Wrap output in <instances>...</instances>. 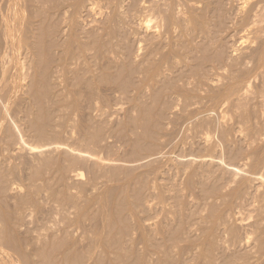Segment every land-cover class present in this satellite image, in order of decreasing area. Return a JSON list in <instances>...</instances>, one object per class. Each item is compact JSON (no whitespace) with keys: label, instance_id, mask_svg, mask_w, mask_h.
Wrapping results in <instances>:
<instances>
[{"label":"rangeland","instance_id":"374dc122","mask_svg":"<svg viewBox=\"0 0 264 264\" xmlns=\"http://www.w3.org/2000/svg\"><path fill=\"white\" fill-rule=\"evenodd\" d=\"M154 1L0 0V264H264V31Z\"/></svg>","mask_w":264,"mask_h":264},{"label":"bare ground","instance_id":"6f19581e","mask_svg":"<svg viewBox=\"0 0 264 264\" xmlns=\"http://www.w3.org/2000/svg\"><path fill=\"white\" fill-rule=\"evenodd\" d=\"M41 1V0H40ZM152 1H154V0H152ZM157 1V0H156ZM159 2H160V0H158ZM157 1V2H158ZM184 1V3L186 2V1H188V2H190L189 0H183ZM193 0H191V3L192 4H194V5H197V4H199V3H201L199 0H194V2H192ZM203 1V0H202ZM219 1H221L222 2V0H219ZM224 1H229V0H223V2ZM230 1H232V5H234L233 3H238V4H240V6L237 8V13L234 15V13H233V15H234V17H232V16H230V15H228L229 17H231V18H233V20H244V23H245V29L247 30V31H249V34H250V32H251V34L252 33H255V34H259V33H262L263 31H264V0H252V2H250V0H248L247 2H242V4L241 3H239L240 1H242V0H230ZM21 2V1H20ZM19 2V3H20ZM43 2V1H42ZM75 2V1H74ZM79 2V1H78ZM151 2V1H150ZM155 2V1H154ZM153 2V3H154ZM154 3L155 5H153V3H150L149 5L150 6H145V9H147L153 16H155L157 19H160V20H163V21H166V22H168V24L169 23H171V27H169L168 29H169V32L171 33V31H173V30H170L171 28L172 29H175L176 30V28L178 29V27L180 28L181 26V24L183 23V22H181V24H179V26H177L176 27V25H177V23L181 20H186L187 22H188V20H190L191 22H192V16H191V14L189 15L188 14V11H187V9H189L190 7H191V5H189L187 2L185 3V4H182V3H180L181 2V0H162V3H161V5L160 4H158V3ZM197 4H196V3ZM68 3V2H67ZM91 3H93V2H91ZM90 3V4H91ZM106 7H107V9H109V17H107L108 16V14H106V17L108 18V20H113L114 18H116V17H120V15L121 14H123V13H121L120 12V7H121V5L122 4H125V5H127V4H130L131 5V3H132V5H133V0H106ZM179 3V4H178ZM41 4V3H40ZM95 5H97V3H94ZM93 4V5H94ZM157 4V5H156ZM203 4V3H202ZM210 4V3H209ZM215 4V3H214ZM237 4V5H238ZM59 5H61V3L59 4ZM64 5V4H63ZM92 5V4H91ZM92 5V6H93ZM152 5V6H151ZM203 5H207V3L206 4H203ZM231 5V6H232ZM67 6V5H66ZM87 7L89 10H93L92 8L93 7ZM185 6L187 7V8H185ZM193 6V5H192ZM83 7V6H82ZM81 7V8H82ZM124 7V6H123ZM128 7V6H127ZM131 7V6H130ZM194 7V6H193ZM208 7V6H207ZM234 7V6H233ZM61 8V7H60ZM175 8L177 9V10H175ZM182 8H184V9H186V11H187V14L186 13H182V12H184L185 10H183ZM195 8V7H194ZM213 8V7H212ZM220 8V7H219ZM5 9V8H4ZM58 9V8H57ZM63 9H64V7H63ZM67 8H65V10H66ZM94 9H95V6H94ZM122 9V8H121ZM123 9H125V8H123ZM203 9V8H202ZM206 9V8H205ZM64 10V11H65ZM175 10V11H174ZM191 10H194L193 8L191 9L190 8V11ZM198 10V9H197ZM229 10V9H228ZM236 10V9H235ZM88 11V10H87ZM122 11V10H121ZM173 11H174V13H173ZM178 11V12H177ZM180 11H182L181 13H179ZM199 11H201V10H199ZM93 12H94V10H93ZM122 12H124V11H122ZM126 12V11H125ZM131 12H132V9L130 8V9H127V12L125 13V17H129L128 15L129 14H131ZM176 12L178 13V14H180V18H178L179 19V21H177L178 19H177V17H178V15H174V14H176ZM214 12V11H213ZM8 13V12H7ZM61 13H62V15H61ZM66 13V12H65ZM189 13H195L194 11L193 12H189ZM66 14H68V11H67V13ZM182 14V15H181ZM223 14V13H222ZM59 15H61V16H64L63 15V12H60V14ZM187 15L189 16V17H187ZM194 15V14H193ZM202 15H204V14H202ZM214 15V14H213ZM232 15V14H231ZM124 16V15H123ZM131 17H133L132 15H130ZM190 16H191V19H190ZM226 16V15H225ZM227 16V17H228ZM57 17H59V16H57ZM66 17V19L68 18L67 16H64V18ZM105 17V16H104ZM106 17L104 18V20L106 21ZM130 17V18H131ZM199 17H201V16H199ZM227 17H225V18H227ZM229 17H228V19H229ZM121 18H122V16H121ZM121 18H120V20H121ZM129 18V19H130ZM195 18V17H194ZM224 18V19H225ZM15 19V18H14ZM124 20L125 19H127V18H123ZM131 19H133V18H131ZM196 19V18H195ZM197 19H199V18H197ZM201 19V18H200ZM211 19V18H210ZM103 20V21H104ZM116 20H118V19H116ZM134 20V19H133ZM173 20H174V22H177V23H175L176 25L174 26V22H173ZM194 20V19H193ZM229 20H231V19H229ZM14 21V20H13ZM113 21H115V19L113 20ZM112 21V22H113ZM195 21V20H194ZM193 21V22H194ZM199 21V20H198ZM7 22H9V21H7ZM148 22H150V21H148ZM187 22H184V24L185 23H187ZM193 22L191 23V25H193ZM196 22V21H195ZM106 23V22H105ZM108 23H110L111 24V22H108ZM189 23V22H188ZM187 23V24H188ZM243 23V21L241 22V24ZM244 23L242 24V26H243V28H244ZM7 24V23H6ZM9 24H11L10 22H9ZM8 24V25H9ZM117 24V23H116ZM208 24V23H207ZM2 25V24H1ZM4 25H5V22H4ZM106 25V24H105ZM143 25V24H142ZM165 25V24H164ZM183 25V24H182ZM219 25V24H218ZM225 25V24H224ZM11 26H13V25H11ZM185 26H186V24H185ZM190 26V25H189ZM195 26V25H194ZM199 26V25H198ZM206 26V25H205ZM241 26V27H242ZM9 28V26H6V28ZM109 27V26H108ZM142 27V30H143V32L144 33H149V37H148V35H147V41H149V45H151V47H155V48H157L156 50H158V46H162V41L164 42H166V34H170L167 30H165L166 32H168V33H166L165 31V33L163 34L162 32L161 33H159V34H161V35H159L157 32V34L158 35H156V34H151L150 32H151V29H150V27H149V25H143V26H141ZM162 27H163V25H162ZM166 27H168V26H166ZM175 27V28H174ZM183 27V26H182ZM188 27V26H187ZM200 27V26H199ZM5 28V27H4ZM22 28V27H21ZM113 28V27H112ZM158 28V27H157ZM156 28V29H157ZM183 28H186V27H183ZM191 28V27H190ZM189 27L186 29V31L188 30V29H190ZM193 28V27H192ZM203 28V27H202ZM209 28H211V27H209ZM3 29V28H2ZM2 29H0V30H2ZM161 29V28H160ZM181 29V28H180ZM196 29V28H195ZM206 28H204V30H205ZM214 29V28H213ZM8 31H13L14 32V30H13V28H11V30H9V29H7ZM6 29H5V32L4 33H8V32H6L7 31ZM17 30V29H16ZM174 30V33L176 32ZM184 30V29H183ZM182 30V31H183ZM194 30V29H193ZM203 30V29H202ZM208 30V29H207ZM206 30V31H207ZM3 31V30H2ZM57 31V30H56ZM102 31V30H101ZM157 31V30H156ZM181 31V30H180ZM179 31V29H178V32L180 33V34H183L182 32H180ZM205 31V33L207 34V32ZM16 32V31H15ZM204 32V31H203ZM215 32V31H214ZM214 32H212V33H214ZM11 33V32H10ZM10 33H8V34H10ZM173 33V32H172ZM177 33V32H176ZM176 33L174 34L175 36H176ZM204 33V34H205ZM15 34V33H14ZM13 34V35H14ZM178 34V33H177ZM18 35V34H17ZM64 35V34H63ZM171 35V34H170ZM170 35H167V36H169L170 37ZM173 35V34H172ZM173 35V36H174ZM5 36L7 37V34H5ZM10 36H11V34H10ZM60 36H62V35H60ZM163 36H164V38H163ZM210 36H211V33H210ZM247 36V35H246ZM259 36V35H258ZM1 37H3V36H1ZM6 37H5V41H6ZM12 37V36H11ZM9 38V39H12V38ZM59 37V36H58ZM248 37V36H247ZM254 37V36H253ZM257 37V36H256ZM15 38H17V37H15ZM172 38V37H171ZM176 38V37H175ZM178 38V37H177ZM199 38V37H198ZM260 38V37H259ZM3 39V38H2ZM13 39H14V36H13ZM167 39H170V38H168L167 37ZM173 39H174V37H173ZM247 39V38H246ZM255 39V38H254ZM258 39V38H257ZM263 39V38H262ZM7 40H8V38H7ZM15 40V39H14ZM98 40V39H97ZM250 40V39H249ZM256 40V39H255ZM13 41V40H12ZM59 41V40H58ZM66 41H68L67 39H66ZM65 41V42H66ZM146 41V42H147ZM170 40H168L167 42H169ZM181 41V40H180ZM264 41V40H263ZM3 42V44H5V42H4V40L2 41ZM2 42L0 43V44H2ZM15 42V41H14ZM61 42V41H60ZM82 42V41H81ZM164 42V43H165ZM166 42V43H167ZM172 42V41H171ZM244 42V41H243ZM259 42V41H258ZM6 43H7V41H6ZM8 43H11L9 40H8ZM8 43H7V45H4L5 47H7L8 46ZM37 43V42H36ZM54 43V42H53ZM52 43V44H53ZM64 43V42H63ZM164 43H163V45H164ZM173 43V42H172ZM13 45H14V43H12ZM16 44V43H15ZM22 44V43H21ZM57 44V43H56ZM59 44V43H58ZM61 44V43H60ZM96 44V43H95ZM103 44V43H102ZM210 44V43H209ZM243 44V43H242ZM262 44H264V42L262 43ZM261 44V45H262ZM11 45V44H10ZM71 45V44H70ZM168 45V44H167ZM171 45V44H170ZM182 45V44H181ZM1 46V45H0ZM18 46H19V44H18ZM37 46H39V45H37ZM64 46V45H63ZM73 46V45H72ZM81 46V45H80ZM85 46V45H84ZM104 46V45H103ZM160 46V47H161ZM264 46V45H263ZM262 46V47H263ZM11 47H12V45H11ZM10 47V48H11ZM56 47V46H55ZM59 47H61V46H59ZM102 47V46H101ZM151 47H150V49H151ZM163 47V46H162ZM8 48V47H7ZM13 48V47H12ZM64 48V47H63ZM66 48H67V45H66ZM80 48H82V47H80ZM4 49V48H3ZM15 49V48H14ZM32 49V48H31ZM38 49V48H37ZM36 49V50H37ZM57 49V48H56ZM55 49V50H56ZM104 49V48H103ZM153 50H155L154 48H152ZM151 49V51H153ZM162 49H164V48H162ZM8 50V49H7ZM10 50V49H9ZM13 50V49H12ZM19 50V49H18ZM22 50V49H21ZM27 50H28V48H27ZM26 50V51H27ZM59 50L61 51L62 50V47H61V49L59 48ZM58 50V51H59ZM81 50H83V49H81ZM84 50H86V49H84ZM155 50V51H156ZM5 51V50H4ZM29 51V50H28ZM33 51V50H32ZM31 51V52H32ZM39 51V50H38ZM66 52V54L68 53L67 52V50H63V52ZM155 51H153L154 52V55H156L157 54V51L155 52ZM161 51V50H160ZM9 52V51H8ZM30 52V53H31ZM79 53V51H77L76 50V52H74V53ZM104 52V51H103ZM109 52V51H108ZM5 53H6V51H5ZM59 53V52H58ZM85 52H83V54H84ZM13 54V53H12ZM32 54H34V53H32ZM64 54V53H63ZM65 54V55H66ZM80 54H81V51H80ZM83 54H81V55H83ZM100 54V53H99ZM162 54V53H161ZM260 54V53H259ZM29 55V54H28ZM36 55V54H35ZM38 55V54H37ZM59 55H61L60 53H59ZM72 55H73V53H72ZM76 55V54H75ZM71 56L70 57V61L71 62H73L72 63V65L73 64H77L78 63V61L80 60V59H83V56H82V58H81V56H80V59H78L79 58V56L77 57V56ZM150 55H153L151 52H150ZM149 55V56H150ZM166 55V54H165ZM39 56V55H38ZM148 56V57H149ZM33 57V56H32ZM73 57V58H72ZM1 58V57H0ZM5 59H6V57H4ZM11 58V57H10ZM37 58V57H36ZM39 58V57H38ZM62 58V57H61ZM89 58V57H88ZM12 59V58H11ZM25 59V58H24ZM33 59V58H32ZM69 59V58H68ZM72 59V60H71ZM3 60V59H2ZM1 60V61H2ZM10 60V59H9ZM84 60V59H83ZM82 60V61H83ZM17 61V60H16ZM25 61V60H24ZM159 61V60H158ZM260 61V60H259ZM6 62V61H5ZM9 62V61H8ZM32 61H30V63H31ZM59 62H62L63 63V61H59ZM80 62V61H79ZM160 62V61H159ZM69 63V64H68ZM66 62V64H63L62 65V67L60 68V70H59V72H57V74H59L58 75V77L60 76L63 80L65 79V75H66V73L68 72V67H71L70 66V62ZM83 63V62H82ZM81 63V64H82ZM4 64V63H3ZM6 64H7V62H6ZM9 64V63H8ZM10 64H11V62H10ZM58 64V63H57ZM69 66H68V65ZM25 65V64H24ZM26 65H27V61H26ZM61 65V64H60ZM22 66V65H21ZM78 66H80V63H79V65H75V67L77 68ZM30 67V65L28 66V68ZM56 67V66H55ZM26 68V67H25ZM58 68V67H57ZM80 68V67H79ZM6 69V68H5ZM27 69V68H26ZM49 69V68H48ZM59 69V68H58ZM75 69V68H74ZM55 70V69H54ZM88 70V69H87ZM255 70V69H254ZM5 71V70H4ZM70 71V70H69ZM80 71V70H79ZM8 72V71H7ZM45 74H47L46 72H45ZM49 74V73H48ZM78 74V73H77ZM7 75V74H6ZM56 75V74H55ZM76 75V74H75ZM9 76V75H8ZM6 77V76H5ZM10 77H8V79H9ZM26 79V78H25ZM24 79V80H25ZM7 80V79H6ZM6 80H5V82H6ZM12 80V79H11ZM10 80V82H12ZM23 80V79H22ZM69 82H70V80H69ZM23 83V82H22ZM68 83V82H67ZM12 84V83H11ZM9 85V84H8ZM7 86V85H6ZM13 86V85H12ZM8 87V86H7ZM7 87H5V89L7 88ZM10 87V86H9ZM8 87V88H9ZM14 87H15V85H14ZM37 89V88H36ZM2 91V90H1ZM3 92V91H2ZM6 92V91H5ZM3 94V93H2ZM244 98V97H243ZM46 113V112H45ZM48 118V117H47ZM81 175H76L75 177H76V179H78L79 177H80ZM262 181V180H261ZM264 183V182H263ZM262 183V184H263ZM264 185V184H263ZM15 190V189H14ZM12 191V190H11Z\"/></svg>","mask_w":264,"mask_h":264}]
</instances>
